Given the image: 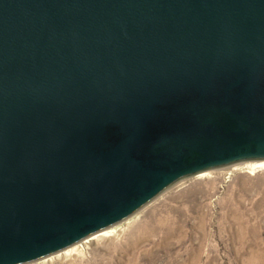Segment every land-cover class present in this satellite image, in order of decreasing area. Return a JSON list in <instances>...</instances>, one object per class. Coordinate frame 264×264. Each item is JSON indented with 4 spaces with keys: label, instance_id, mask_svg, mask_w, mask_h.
Segmentation results:
<instances>
[{
    "label": "water",
    "instance_id": "water-1",
    "mask_svg": "<svg viewBox=\"0 0 264 264\" xmlns=\"http://www.w3.org/2000/svg\"><path fill=\"white\" fill-rule=\"evenodd\" d=\"M264 160V0H0V264Z\"/></svg>",
    "mask_w": 264,
    "mask_h": 264
},
{
    "label": "rangeland",
    "instance_id": "rangeland-1",
    "mask_svg": "<svg viewBox=\"0 0 264 264\" xmlns=\"http://www.w3.org/2000/svg\"><path fill=\"white\" fill-rule=\"evenodd\" d=\"M246 162L177 180L112 224L116 236L18 264H264V167L251 173Z\"/></svg>",
    "mask_w": 264,
    "mask_h": 264
},
{
    "label": "bare ground",
    "instance_id": "bare-ground-1",
    "mask_svg": "<svg viewBox=\"0 0 264 264\" xmlns=\"http://www.w3.org/2000/svg\"><path fill=\"white\" fill-rule=\"evenodd\" d=\"M245 167L247 168V170L251 173H253L255 170L261 168V167H264V160H255V161H247L246 164H245ZM206 174V170L205 171H202V172H199L196 174V176L198 175H204ZM131 219V218H129ZM128 222V221H126ZM123 228H122V225H119V224H115V225H111V226H108L100 231H98V233L96 232V234H92L93 236L92 237H87L86 240L82 241V243H85V242H89V240L95 238L96 236H99V235H109L110 237L111 236H116L118 235L120 232H122ZM91 236V235H90ZM82 244H78L77 246H81ZM87 246V245H86ZM72 249H68L66 252L65 251V256L66 255H71V254H74L76 253V250L78 247H71ZM30 264H33V263H30Z\"/></svg>",
    "mask_w": 264,
    "mask_h": 264
}]
</instances>
